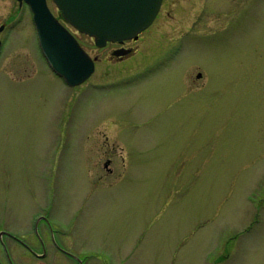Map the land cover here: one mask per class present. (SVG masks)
<instances>
[{"label": "rangeland", "instance_id": "rangeland-1", "mask_svg": "<svg viewBox=\"0 0 264 264\" xmlns=\"http://www.w3.org/2000/svg\"><path fill=\"white\" fill-rule=\"evenodd\" d=\"M46 2L94 71L68 87L0 0V233L50 228L84 264H264V0H162L127 56Z\"/></svg>", "mask_w": 264, "mask_h": 264}, {"label": "water", "instance_id": "water-1", "mask_svg": "<svg viewBox=\"0 0 264 264\" xmlns=\"http://www.w3.org/2000/svg\"><path fill=\"white\" fill-rule=\"evenodd\" d=\"M18 1H25L32 11L39 46L51 70L69 87L85 82L94 71V60L51 14L46 1ZM52 1L66 22L79 33L93 37L97 47H103L107 41L136 39L151 25L162 0ZM2 29L0 26V32Z\"/></svg>", "mask_w": 264, "mask_h": 264}, {"label": "flooded vegetation", "instance_id": "flooded-vegetation-1", "mask_svg": "<svg viewBox=\"0 0 264 264\" xmlns=\"http://www.w3.org/2000/svg\"><path fill=\"white\" fill-rule=\"evenodd\" d=\"M124 42H108L106 45H116L117 50L120 51L121 54L129 55L132 51L127 50L124 47ZM122 56H119L118 59H121ZM46 232L35 233L29 239V242H25L23 239H19L12 234H2L4 236L14 242L18 248V251L21 252L17 259L21 260L24 264H52L54 261L58 260L60 257L61 262H65L67 264H84L82 258L74 255L69 252L63 246L57 244L56 239L54 238V232L51 231L50 228L46 227ZM1 249L3 250L6 264H16L9 251L7 250L4 243L0 242Z\"/></svg>", "mask_w": 264, "mask_h": 264}]
</instances>
